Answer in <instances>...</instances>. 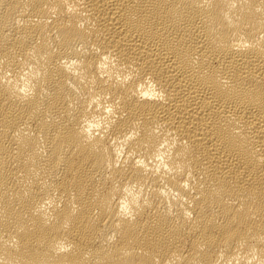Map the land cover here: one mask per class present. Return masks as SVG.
Returning a JSON list of instances; mask_svg holds the SVG:
<instances>
[{"label":"bare ground","instance_id":"obj_1","mask_svg":"<svg viewBox=\"0 0 264 264\" xmlns=\"http://www.w3.org/2000/svg\"><path fill=\"white\" fill-rule=\"evenodd\" d=\"M0 264H264V0H0Z\"/></svg>","mask_w":264,"mask_h":264}]
</instances>
